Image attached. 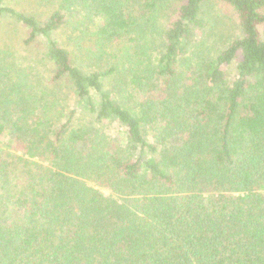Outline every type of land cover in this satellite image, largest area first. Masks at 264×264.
<instances>
[{
	"label": "trees",
	"instance_id": "trees-1",
	"mask_svg": "<svg viewBox=\"0 0 264 264\" xmlns=\"http://www.w3.org/2000/svg\"><path fill=\"white\" fill-rule=\"evenodd\" d=\"M36 2L0 0V264H264V0Z\"/></svg>",
	"mask_w": 264,
	"mask_h": 264
},
{
	"label": "rangeland",
	"instance_id": "rangeland-1",
	"mask_svg": "<svg viewBox=\"0 0 264 264\" xmlns=\"http://www.w3.org/2000/svg\"><path fill=\"white\" fill-rule=\"evenodd\" d=\"M6 3L9 5H15L17 7V9H22L23 5L28 4L31 5L30 8L33 9V11L35 12H43L45 13L47 10L44 7V5H40V3H37L36 0H6ZM22 4V5H21ZM222 10L224 11V8L221 7ZM1 29H0V45L3 44V42H7L13 45V48H15L17 46V44L19 43V37H20V33L19 31H15L14 25L9 21H5L4 23H2L0 25ZM34 64H36V61H33ZM42 71L43 74L46 75V70H40V72ZM41 73V74H42ZM66 90L63 91V96H66ZM66 99H69L68 102V109L67 108H60V107H54L53 110L56 113V117L60 118L62 117H66L67 114V110H69L70 108H73L75 105L73 104V102L71 101V98L68 96L66 97ZM115 128L118 127V124L114 125ZM104 190V192L106 194H110V190L107 188H102Z\"/></svg>",
	"mask_w": 264,
	"mask_h": 264
}]
</instances>
